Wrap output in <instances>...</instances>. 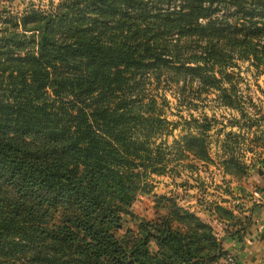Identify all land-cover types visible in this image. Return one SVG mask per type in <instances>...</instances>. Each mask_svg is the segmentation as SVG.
Segmentation results:
<instances>
[{
	"label": "trees",
	"instance_id": "1",
	"mask_svg": "<svg viewBox=\"0 0 264 264\" xmlns=\"http://www.w3.org/2000/svg\"><path fill=\"white\" fill-rule=\"evenodd\" d=\"M239 61L264 67V0H60L1 14L0 264L227 260L214 227L166 196L155 221L118 232L145 179L166 172L157 140L169 121L151 89L182 77L221 90ZM182 142L210 161L202 136Z\"/></svg>",
	"mask_w": 264,
	"mask_h": 264
},
{
	"label": "rangeland",
	"instance_id": "2",
	"mask_svg": "<svg viewBox=\"0 0 264 264\" xmlns=\"http://www.w3.org/2000/svg\"><path fill=\"white\" fill-rule=\"evenodd\" d=\"M51 1L60 2L0 0V15L6 11L20 17L32 7L49 8ZM228 73L231 76L226 82L218 83L221 90L191 84L182 77L165 79L158 90L151 89L169 121L164 136L157 140L165 150L166 172L145 179V187L132 207L136 218L124 216L118 235L130 229L137 231L142 220L155 221L157 196L174 199L212 225L222 241L234 235L242 241L246 230L259 225L258 213L264 212V67L258 71L248 62L239 61L238 67ZM188 134L206 140L209 162L180 152L184 150L182 138ZM230 159L242 168L231 165L227 173L226 161ZM256 191L263 198L255 197ZM244 225L246 229L242 230ZM151 250H157L154 244ZM225 250L228 258H235L232 264H238V255ZM228 258L219 264H228Z\"/></svg>",
	"mask_w": 264,
	"mask_h": 264
},
{
	"label": "crops",
	"instance_id": "3",
	"mask_svg": "<svg viewBox=\"0 0 264 264\" xmlns=\"http://www.w3.org/2000/svg\"><path fill=\"white\" fill-rule=\"evenodd\" d=\"M255 200L257 201L254 198ZM256 212L258 213V211ZM258 214H260L261 219L259 225L246 230L245 233L247 234L243 236L242 241L237 239L238 235L227 236L223 240V246L233 254L238 255V264H264V212L259 211ZM233 259L235 262V258Z\"/></svg>",
	"mask_w": 264,
	"mask_h": 264
},
{
	"label": "built area",
	"instance_id": "4",
	"mask_svg": "<svg viewBox=\"0 0 264 264\" xmlns=\"http://www.w3.org/2000/svg\"><path fill=\"white\" fill-rule=\"evenodd\" d=\"M254 196L257 197V198H259V199L262 198L261 193L260 192H257V191L254 193ZM228 262H229L228 264H232V263H234V259L230 257V258H228Z\"/></svg>",
	"mask_w": 264,
	"mask_h": 264
}]
</instances>
